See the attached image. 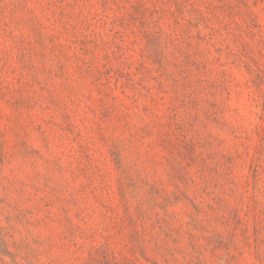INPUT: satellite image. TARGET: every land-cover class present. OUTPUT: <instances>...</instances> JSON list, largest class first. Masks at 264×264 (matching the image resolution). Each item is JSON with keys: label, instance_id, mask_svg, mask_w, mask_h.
I'll list each match as a JSON object with an SVG mask.
<instances>
[{"label": "rangeland", "instance_id": "374dc122", "mask_svg": "<svg viewBox=\"0 0 264 264\" xmlns=\"http://www.w3.org/2000/svg\"><path fill=\"white\" fill-rule=\"evenodd\" d=\"M0 264H264V0H0Z\"/></svg>", "mask_w": 264, "mask_h": 264}]
</instances>
